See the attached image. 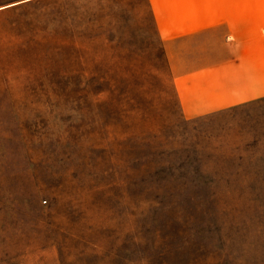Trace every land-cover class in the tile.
<instances>
[{
  "label": "rangeland",
  "instance_id": "374dc122",
  "mask_svg": "<svg viewBox=\"0 0 264 264\" xmlns=\"http://www.w3.org/2000/svg\"><path fill=\"white\" fill-rule=\"evenodd\" d=\"M147 0H0V264H264V98L182 114Z\"/></svg>",
  "mask_w": 264,
  "mask_h": 264
},
{
  "label": "crops",
  "instance_id": "0c3cea01",
  "mask_svg": "<svg viewBox=\"0 0 264 264\" xmlns=\"http://www.w3.org/2000/svg\"><path fill=\"white\" fill-rule=\"evenodd\" d=\"M182 114L264 98V0H147Z\"/></svg>",
  "mask_w": 264,
  "mask_h": 264
}]
</instances>
